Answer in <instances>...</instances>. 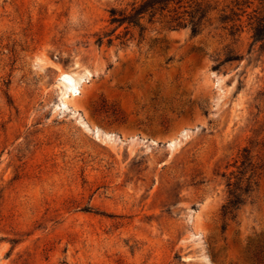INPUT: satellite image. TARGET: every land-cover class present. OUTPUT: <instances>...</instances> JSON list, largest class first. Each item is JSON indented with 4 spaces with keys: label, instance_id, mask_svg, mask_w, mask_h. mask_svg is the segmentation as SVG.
Instances as JSON below:
<instances>
[{
    "label": "rangeland",
    "instance_id": "1",
    "mask_svg": "<svg viewBox=\"0 0 264 264\" xmlns=\"http://www.w3.org/2000/svg\"><path fill=\"white\" fill-rule=\"evenodd\" d=\"M132 1L0 0V264H250L264 241L259 0L232 35L111 21Z\"/></svg>",
    "mask_w": 264,
    "mask_h": 264
},
{
    "label": "trees",
    "instance_id": "2",
    "mask_svg": "<svg viewBox=\"0 0 264 264\" xmlns=\"http://www.w3.org/2000/svg\"><path fill=\"white\" fill-rule=\"evenodd\" d=\"M250 3V0H229L228 3L218 7V3L213 0H134L128 10L111 7L110 19L139 25L141 33L144 29L142 19L147 17V21H151L156 17L170 29L189 27L191 33H197L206 23H211L212 18H215L222 23L221 27L227 29L232 35L239 28L236 20H239V16L245 11L244 5L248 6ZM259 3L248 15V24H250L253 39L264 41V0H259ZM212 12L216 14L212 15ZM101 38L102 35L98 39ZM231 56L229 54L227 58L231 59ZM239 161V172L252 164L250 147H243ZM246 179L247 183L244 187L236 185L238 192L236 189L229 190L228 197L220 208L223 217L244 200L241 195L250 189V176ZM247 251L250 264H264V241L249 246Z\"/></svg>",
    "mask_w": 264,
    "mask_h": 264
},
{
    "label": "bare ground",
    "instance_id": "3",
    "mask_svg": "<svg viewBox=\"0 0 264 264\" xmlns=\"http://www.w3.org/2000/svg\"><path fill=\"white\" fill-rule=\"evenodd\" d=\"M60 74H61V75H65L66 73L63 72V73H60ZM70 91H71V90H70ZM71 94H72V93H71Z\"/></svg>",
    "mask_w": 264,
    "mask_h": 264
}]
</instances>
